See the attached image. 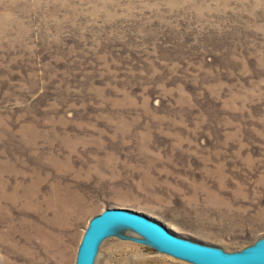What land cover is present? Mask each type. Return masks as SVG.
<instances>
[{"label":"rangeland","instance_id":"374dc122","mask_svg":"<svg viewBox=\"0 0 264 264\" xmlns=\"http://www.w3.org/2000/svg\"><path fill=\"white\" fill-rule=\"evenodd\" d=\"M107 209L264 243V0H0V264ZM121 229L94 264H193Z\"/></svg>","mask_w":264,"mask_h":264},{"label":"water","instance_id":"95a60500","mask_svg":"<svg viewBox=\"0 0 264 264\" xmlns=\"http://www.w3.org/2000/svg\"><path fill=\"white\" fill-rule=\"evenodd\" d=\"M121 227L142 236L161 252L193 264H264V243L244 252L226 253L177 236L148 216L124 209H107L91 219L77 251L76 264H94L101 242Z\"/></svg>","mask_w":264,"mask_h":264},{"label":"bare ground","instance_id":"6f19581e","mask_svg":"<svg viewBox=\"0 0 264 264\" xmlns=\"http://www.w3.org/2000/svg\"><path fill=\"white\" fill-rule=\"evenodd\" d=\"M121 228L119 229L122 230ZM44 232L46 233L45 236L47 238L46 242L45 240L44 242L47 246L48 254L50 255V264H76L77 257L71 250L68 242L63 240L57 234L56 228H54L52 225ZM29 252L33 254L29 255L28 258L31 260H36L38 257L37 253L35 254L32 250H30Z\"/></svg>","mask_w":264,"mask_h":264}]
</instances>
